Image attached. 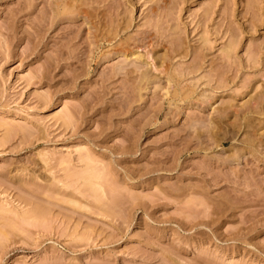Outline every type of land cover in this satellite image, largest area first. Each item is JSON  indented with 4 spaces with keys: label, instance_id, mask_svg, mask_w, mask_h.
<instances>
[{
    "label": "rangeland",
    "instance_id": "obj_1",
    "mask_svg": "<svg viewBox=\"0 0 264 264\" xmlns=\"http://www.w3.org/2000/svg\"><path fill=\"white\" fill-rule=\"evenodd\" d=\"M0 264H264V0H0Z\"/></svg>",
    "mask_w": 264,
    "mask_h": 264
},
{
    "label": "bare ground",
    "instance_id": "obj_2",
    "mask_svg": "<svg viewBox=\"0 0 264 264\" xmlns=\"http://www.w3.org/2000/svg\"><path fill=\"white\" fill-rule=\"evenodd\" d=\"M88 17V16H87ZM232 41H230V43H231ZM233 43V42H232ZM235 43V42H234ZM229 45V44H228ZM232 45V44H231ZM231 48V47H230ZM227 51V50H226ZM230 52V51H229ZM232 53V52H231ZM127 54V53H126ZM129 54V53H128ZM131 56V55H130ZM261 112V111H260Z\"/></svg>",
    "mask_w": 264,
    "mask_h": 264
}]
</instances>
